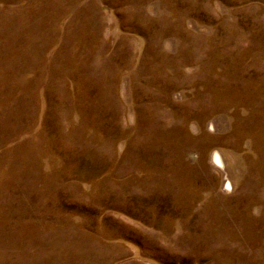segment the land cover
Instances as JSON below:
<instances>
[{
	"label": "rangeland",
	"instance_id": "1",
	"mask_svg": "<svg viewBox=\"0 0 264 264\" xmlns=\"http://www.w3.org/2000/svg\"><path fill=\"white\" fill-rule=\"evenodd\" d=\"M0 264H264V0H0Z\"/></svg>",
	"mask_w": 264,
	"mask_h": 264
}]
</instances>
